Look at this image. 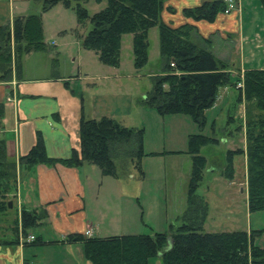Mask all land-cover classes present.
<instances>
[{
    "label": "trees",
    "instance_id": "1",
    "mask_svg": "<svg viewBox=\"0 0 264 264\" xmlns=\"http://www.w3.org/2000/svg\"><path fill=\"white\" fill-rule=\"evenodd\" d=\"M42 11L63 3L74 7L82 22L90 17L93 27L83 40V47L92 49L102 63L118 67L121 62L122 38L134 34L133 55L135 68L149 63V30L159 29L162 73L154 75L153 88L143 105L154 107L158 114L189 116L197 125L206 126L207 110L217 103L222 87H236L241 75L232 76L229 64L211 51L197 27L190 23L174 27L162 19L167 0H107V6L92 16L82 6L86 0H41ZM98 2L102 0H96ZM264 11V0H257ZM226 0H206L195 7H184V16L211 23L220 13L228 10ZM42 13L18 15L12 23L0 25V81L21 78L22 59L31 52L46 50ZM174 64V66H171ZM244 88H238V103L247 102L248 116L245 125L246 148L229 149L223 175L233 180L236 174L235 157L247 158L248 205L250 212L264 210V67L249 68L244 72ZM68 84V83H66ZM6 114L5 103L0 102V128ZM56 119L60 115L54 114ZM78 125L79 145L72 148L68 158L48 155L43 135L35 131L33 145L19 159V167L37 164L53 166L62 163L79 167L88 162L97 165L103 176L118 175V162L133 164L140 179L146 177L143 158L145 129L125 126L118 119L105 116L85 118ZM232 118V117H229ZM233 120V119H232ZM231 122V120H229ZM215 123V122H214ZM213 123V124H214ZM242 124V123H241ZM238 126L240 130V126ZM215 127V124H214ZM192 165L187 191V207L177 222L169 224L165 232L110 237L85 236L81 233L66 235L58 242L82 244L84 256L91 264H150L161 256L163 264H264V248L258 243L263 230L207 232L204 230L208 205L197 193L204 178L209 160L202 147L218 142V138L203 133L189 135ZM18 167L8 156V144L0 138V213L10 208L11 194L17 185ZM21 218L14 222L16 239L20 234L27 238L31 229L46 224L49 214L45 207L23 208ZM57 242V241H56ZM48 242L36 238L24 246H38Z\"/></svg>",
    "mask_w": 264,
    "mask_h": 264
},
{
    "label": "crops",
    "instance_id": "2",
    "mask_svg": "<svg viewBox=\"0 0 264 264\" xmlns=\"http://www.w3.org/2000/svg\"><path fill=\"white\" fill-rule=\"evenodd\" d=\"M40 1L0 0V25L12 23L18 15H30L28 12L32 3ZM204 1L206 0H167L166 6L175 7L176 12L165 9L162 19L171 27L184 23L195 25L199 34L204 39H209L207 47L219 59L230 65L232 74L236 73L233 68L239 64L244 72L249 68H263L264 28L258 23V12L247 13V17L242 15L243 10L246 7H253L257 0H237L239 9L230 14L220 13L213 23L184 16L182 12L184 7H195ZM244 17L248 20L247 24L242 23ZM214 39L218 41V45ZM235 53L238 54L239 64L234 61ZM48 74L49 72L44 70L40 71V76L22 74L19 79L15 73L10 83L0 81V102L5 103L6 109L3 126L0 128V138L6 140L10 161H14L18 167L17 185L11 194L12 208H17L19 220L21 210L26 207L30 209L45 207L49 214L46 224L29 231V235L48 243L25 247L21 244L20 234V243L12 244L11 241L16 239L13 225L11 236L0 237V264H91L84 256L81 243L58 241L74 233L86 236L87 230H91L90 236L94 237L167 231L169 224L177 222V218L187 207L185 194L176 209L171 211L169 208L167 168L170 156L167 152L148 151L156 154L143 158L146 177L142 180L139 175L138 177L131 175L133 177L129 179H122L120 189L117 190L113 185L104 187V181L108 176H103L96 164L88 162L79 167H68L62 163L53 166L37 164L34 167L27 165L19 167L20 157L33 145L35 131L42 133L47 153L54 158L70 157L72 148L79 145L78 125L81 110L65 107L63 89L59 85V80L62 79ZM10 95L12 99L7 101ZM131 100L130 95L126 96L125 100L119 94L110 97L95 96L89 108H86L84 101L83 113L85 118L89 117L88 119L109 116L120 121L119 118L128 116ZM116 102L119 104L117 107ZM58 113L60 117L56 119L54 114ZM172 157L174 159L175 156ZM126 172L129 173V170L126 169ZM119 177L115 178L118 180ZM230 182L234 183L233 180ZM247 189L242 188V192L245 191L247 194L248 205ZM109 190L113 191L109 194L112 200L108 198L107 202L104 198ZM158 193H162L166 200L165 204L154 196ZM143 196L146 199L140 208L138 203H143ZM174 200L177 203V197H174ZM37 229L42 230V233L37 234L35 231ZM246 231L250 232L252 229ZM116 232L122 234H115Z\"/></svg>",
    "mask_w": 264,
    "mask_h": 264
},
{
    "label": "rangeland",
    "instance_id": "3",
    "mask_svg": "<svg viewBox=\"0 0 264 264\" xmlns=\"http://www.w3.org/2000/svg\"><path fill=\"white\" fill-rule=\"evenodd\" d=\"M237 3L239 5V1ZM73 6L67 7L63 3H59L43 12L42 1L32 3L31 10L28 13L40 15L42 13L47 49L25 56L22 59L21 73L29 74L32 77L40 76V71L45 70L49 72V76L61 78L59 85L63 89L62 95H64L65 107L67 109H80L81 115L84 101L86 108H89L95 96L110 97L119 94L125 100L126 96L130 95L132 100L129 114L126 118L119 119L127 127L132 124L136 128L145 129L144 149L147 152L154 150L156 152H167L170 156L168 157L167 173L169 179V208L171 211L176 209L175 207L178 206L179 201L184 199L185 194L187 196L191 174L189 171L192 164L191 155L188 153L189 135L203 133L218 138V142L202 147V153L209 160L201 186L197 191L199 195L205 198L208 205L203 228L205 231L213 233L251 229L263 230L264 210L250 212L249 205L246 203L247 194L245 191L242 192V188H248L247 158L243 155L235 157L236 174L233 179L234 183L223 175L227 161V151L239 147L246 148L247 102L238 103L239 87L237 85L236 87H222L216 105L206 111L207 122L204 127L197 125L189 116L181 114L162 116L158 114L154 107L145 106L142 103V100L150 94L153 88L154 79L152 77L161 74L163 68L158 27L149 30L150 60L146 66L135 68L132 45L134 34L125 33L121 44V62L118 67L114 68L102 63L94 50L83 47V40L93 27V23H91L90 17L81 22L78 12L75 11ZM82 6L92 16L107 6V0L100 2L86 0L82 2ZM254 11L258 12V23L261 24L260 27L264 28V11L259 1L253 7H246L242 15L247 17V13L253 14ZM245 17L242 23L247 24L248 20ZM214 41L216 45L219 44L215 39ZM216 48L218 50V47ZM237 59L238 54L235 53L234 61L239 64ZM240 65L233 68L236 73H231L232 76L244 74ZM68 82L70 84L66 85L65 83ZM225 88L230 90L226 91ZM115 104L116 107L119 105L117 102ZM87 118L89 117L87 116ZM240 124L239 130L238 126ZM172 156H175L174 159ZM118 163V175L120 177L117 180L115 177L108 176V179L104 181V187L113 185L117 190L120 189L122 179H129L133 177L131 175L138 177L132 163L129 162V166L127 163L126 167L120 161ZM97 168L100 171V168ZM126 169L129 170L130 174L126 172ZM112 193L111 190L105 193L104 199L107 202H109V194ZM154 196L158 197V201L163 204L166 203L162 193ZM174 197H177V203H175ZM142 198L143 203L137 202L140 208L146 199L144 196ZM122 199L125 206L124 197ZM17 213V208L14 207L0 214V237L11 236L12 226L19 216V213ZM145 229L149 232L147 227ZM35 231L37 234L42 233L40 229ZM115 234L122 233L116 232ZM257 240L264 248V234L263 237L258 236ZM150 264H163L161 256L152 259Z\"/></svg>",
    "mask_w": 264,
    "mask_h": 264
},
{
    "label": "built area",
    "instance_id": "4",
    "mask_svg": "<svg viewBox=\"0 0 264 264\" xmlns=\"http://www.w3.org/2000/svg\"><path fill=\"white\" fill-rule=\"evenodd\" d=\"M226 2L228 3L229 7H228V10H226L225 14H230V12L239 9V5L236 0H226ZM171 66H174V64H171ZM237 87L244 88V75H241V80L237 83ZM11 99H12V95L9 96L7 101H10ZM91 234H92L91 230L86 231L87 236H90ZM20 238H21L22 245H24L25 242H32L36 239L34 235H31V234L28 235L27 238H24L21 234Z\"/></svg>",
    "mask_w": 264,
    "mask_h": 264
},
{
    "label": "water",
    "instance_id": "5",
    "mask_svg": "<svg viewBox=\"0 0 264 264\" xmlns=\"http://www.w3.org/2000/svg\"><path fill=\"white\" fill-rule=\"evenodd\" d=\"M10 203V207L12 208L13 207V203L12 202H9Z\"/></svg>",
    "mask_w": 264,
    "mask_h": 264
}]
</instances>
